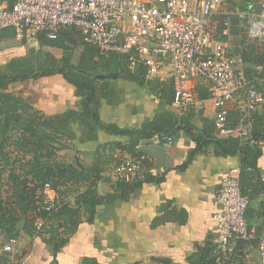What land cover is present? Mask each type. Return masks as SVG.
Segmentation results:
<instances>
[{"label": "crops", "instance_id": "0c3cea01", "mask_svg": "<svg viewBox=\"0 0 264 264\" xmlns=\"http://www.w3.org/2000/svg\"><path fill=\"white\" fill-rule=\"evenodd\" d=\"M0 1L8 4V0ZM219 16L221 15H213L207 20L215 39L216 36L217 38L220 36L219 20H217ZM239 23V18L233 16L229 34L220 36V39L223 37L228 44L227 53L233 56H241L239 50L242 49L244 41L243 30ZM22 45L15 46L21 47L19 57L27 52ZM40 45L43 49L58 55L63 51L45 47L42 43ZM258 46L261 47L260 44ZM15 47L0 50V55ZM260 50L264 52L263 47ZM79 52L80 49L77 50L76 61ZM11 59L0 61V65ZM258 67H261V71ZM258 67L257 73H261L262 81H255L254 84L258 90L264 92V65ZM162 73V79H151L148 75L147 78L173 81L172 70L168 64L163 67ZM256 76L257 74L252 80H255ZM97 78L100 80L111 78L119 95L112 102L102 103L100 110L102 123L140 134L138 144L135 145L133 137L112 133L98 125L84 126L81 123H73L72 129L75 133L73 148L61 151L62 157L69 163L81 164L82 166L79 167L86 169L95 167L101 171L99 173L101 179L98 181V192L101 196H106L112 191L116 195L115 184L124 180H120L114 171L117 165L128 158L138 159L145 175L152 179L163 178V180L143 181L142 186L127 199L117 197L113 202L99 205L94 219L91 222L83 221L56 256L43 241L42 236L20 235L18 246L22 254L14 262L17 264H201L204 249L212 245L218 232L215 199L221 177L232 169H243L240 177L241 190L250 193L247 223L256 231L258 237H264V147L260 146L258 156L250 155L253 168L249 166L242 168L239 155H218L212 146L196 150V138L210 139L212 135L218 136L217 129L214 130L212 127L215 115L209 82L201 78L194 79L192 87L195 97L205 100L204 107L193 106L185 113L187 118L183 119L185 122L173 130V145L165 148L155 139L161 134L156 133L151 139L142 135L147 122L154 120L165 110L160 98L147 88L127 81L120 74L99 75ZM16 92L47 115L65 113L70 109L78 110L81 105V98L77 95L76 88L60 75L17 84ZM244 105L245 94L241 91L236 95V104L230 106L228 117L230 128L237 126ZM169 109L178 115L173 106ZM262 112L263 107H258L250 115L257 116L256 114ZM149 145H159L164 149L166 158L162 166L154 156L141 150ZM133 151L140 152V157H134ZM185 164L186 167L181 169L180 167ZM137 180L143 179L127 182ZM69 189L75 190L73 187ZM75 197V193L67 192V200L71 204L75 202ZM4 239L0 234V242ZM232 264H261V256L256 244L241 243Z\"/></svg>", "mask_w": 264, "mask_h": 264}, {"label": "trees", "instance_id": "16d2710c", "mask_svg": "<svg viewBox=\"0 0 264 264\" xmlns=\"http://www.w3.org/2000/svg\"><path fill=\"white\" fill-rule=\"evenodd\" d=\"M16 1L8 0V4L12 6ZM263 1L228 0L224 1V6L230 10L245 11L251 5L258 7ZM223 18H217L220 36ZM220 36H216V39L224 41ZM243 36L239 53L246 64L247 76L252 79L257 74V67L264 65V52L260 50L262 46L259 48L256 41L248 38L247 29L243 30ZM59 38L73 49L63 50L58 55L43 48H30L24 56L0 65V234L6 240L18 239L21 234L40 235L54 256L65 247L83 221L91 222L94 219L99 205L113 202L117 197L127 199L142 186L143 181L152 179L146 174L143 180L118 181L114 190L116 195L112 191L101 196L98 192L101 171L95 167H79L82 165L69 163L60 157L61 151L73 148V123L98 125L112 133L133 137L135 145L138 144L140 134L102 123V103L112 102L119 95L111 78L100 80L97 76L120 74L127 81L147 88L160 98L162 106H165L164 112L147 122L142 130V135L149 139L156 133L173 137L174 128L184 123V118L187 119L186 114L180 117L169 109L174 100L173 81L148 79V68L139 58L133 62L130 55L102 52L85 43L81 33L73 27L61 30ZM15 40L12 28L0 29V45ZM79 49L76 61V51ZM56 75L62 76L76 88L81 98L78 110L70 109L65 113L47 115L16 92L17 84ZM261 107L263 112L257 116L250 115L247 121L252 132L245 144L239 138H223L217 133L219 137L215 134L210 139L196 138V150L212 146L218 155H239L242 168H253L250 155L258 156L260 143L264 142V106ZM212 127L216 130L214 122ZM133 152L134 157H140V152ZM185 167L186 164L180 168ZM152 180L161 182L163 178ZM48 182L53 184L58 195L56 206L51 212L42 209V197L37 196V192ZM71 187L75 190L69 189ZM68 191L76 194L73 204L67 200ZM241 191L244 196H250L249 192ZM40 217L46 223L38 232L35 221ZM212 252V245L204 249L201 264H214ZM0 264L17 263L8 256H0Z\"/></svg>", "mask_w": 264, "mask_h": 264}, {"label": "built area", "instance_id": "2783aa9c", "mask_svg": "<svg viewBox=\"0 0 264 264\" xmlns=\"http://www.w3.org/2000/svg\"><path fill=\"white\" fill-rule=\"evenodd\" d=\"M223 16L222 36L229 34L232 17L239 18L240 28L264 48V1L248 10H230L224 0H17L12 6L0 1V29L12 28L16 41L38 46L43 39L58 40L60 31L76 28L83 41L103 52L130 55L148 66L151 79L163 78V67H171L174 81L173 108L184 115L193 106L203 108L205 100L197 99L192 82L196 78L211 84L214 123L220 137L235 136L243 144L251 134L247 124L250 113L264 106V92L255 87L262 81L247 76L241 56L227 53V42L215 39L207 20ZM258 33L255 36L250 32ZM261 71V67H258ZM243 91L245 105L235 128L228 126L230 106ZM165 148L173 145L170 135L155 137ZM264 147V142L260 143ZM120 180L144 179L141 162L128 158L116 166ZM241 170L232 169L221 177L216 193L217 236L212 241L214 264H232L243 242L255 243L264 264V237L247 223L249 199L241 191ZM56 190L51 182L37 192L42 197V209L51 212L56 206ZM46 223L35 221L37 231ZM22 254L18 239L0 242V256L14 261Z\"/></svg>", "mask_w": 264, "mask_h": 264}, {"label": "water", "instance_id": "95a60500", "mask_svg": "<svg viewBox=\"0 0 264 264\" xmlns=\"http://www.w3.org/2000/svg\"><path fill=\"white\" fill-rule=\"evenodd\" d=\"M42 45L45 47L53 48V49H59V50H72L73 47L67 45L64 41L61 39L58 40H51V39H43ZM21 42L15 41V42H9L4 43L0 45V50H4L7 48L15 47V46H21ZM143 152L149 153L150 155L154 156L161 164V166L164 164V160L166 158V153L164 149L159 145H149L145 146L141 149Z\"/></svg>", "mask_w": 264, "mask_h": 264}, {"label": "rangeland", "instance_id": "374dc122", "mask_svg": "<svg viewBox=\"0 0 264 264\" xmlns=\"http://www.w3.org/2000/svg\"><path fill=\"white\" fill-rule=\"evenodd\" d=\"M22 46H24L27 50H29L30 48H35V49H41L42 48L41 45H38V46H35V47H31L30 45H26L25 43H23ZM20 48L21 47H15L14 49H11V51H5V53L3 55H0V61H6L8 58H12L13 59V58L19 57L21 55V49ZM76 53H77V51H76ZM61 154L62 153L60 152V157H62ZM4 240H6V239H4Z\"/></svg>", "mask_w": 264, "mask_h": 264}, {"label": "clouds", "instance_id": "9594fccd", "mask_svg": "<svg viewBox=\"0 0 264 264\" xmlns=\"http://www.w3.org/2000/svg\"><path fill=\"white\" fill-rule=\"evenodd\" d=\"M258 33H256V32H250V35H252V36H255V35H257Z\"/></svg>", "mask_w": 264, "mask_h": 264}]
</instances>
